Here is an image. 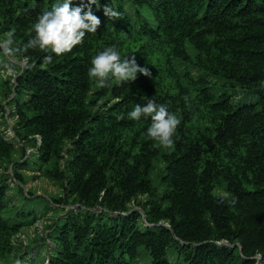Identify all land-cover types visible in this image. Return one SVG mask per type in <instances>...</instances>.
Returning <instances> with one entry per match:
<instances>
[{"label":"trees","instance_id":"obj_1","mask_svg":"<svg viewBox=\"0 0 264 264\" xmlns=\"http://www.w3.org/2000/svg\"><path fill=\"white\" fill-rule=\"evenodd\" d=\"M56 2L0 0V39L11 30L16 45L26 43ZM98 5L97 31L71 52L29 49L16 76L0 78V264H133L140 246L151 264H254L264 253V0ZM110 5L119 18L105 17ZM106 47L134 55L151 76L97 87L87 73ZM209 77L257 98L214 99ZM148 99L180 119L170 148L147 137L150 118L128 116ZM8 121L13 137L1 129ZM25 168L59 192L25 193ZM26 201L53 215L41 242L20 241L38 221Z\"/></svg>","mask_w":264,"mask_h":264},{"label":"clouds","instance_id":"obj_2","mask_svg":"<svg viewBox=\"0 0 264 264\" xmlns=\"http://www.w3.org/2000/svg\"><path fill=\"white\" fill-rule=\"evenodd\" d=\"M92 5L99 7L98 0H87L86 4L81 3L75 7L72 6V0H57L50 10L42 12L37 18L33 25L34 36L21 45H16L13 31L4 34L0 39V52L9 61L2 65L4 77L16 76V65L20 62L26 63L28 57L24 54L29 49H39L41 52L60 56L81 44L86 33H95L101 21L93 14ZM103 13L109 20L121 16V13L111 5L105 6ZM44 59L45 62H51L52 57L47 55ZM90 63L87 75L99 88L109 87L112 82L120 85L135 81L138 73L146 77L151 76L147 67L137 64L134 55L122 57L115 47H106L96 54ZM128 116L134 121H139L141 117L150 118L147 137L158 142L163 148H170L173 145V136L180 119L176 114L170 113L165 105H158L152 99H148L144 105L136 104ZM119 118L123 119V115ZM229 196L230 194L223 193L221 201L228 199ZM228 202L235 204L236 201L232 197Z\"/></svg>","mask_w":264,"mask_h":264},{"label":"rangeland","instance_id":"obj_3","mask_svg":"<svg viewBox=\"0 0 264 264\" xmlns=\"http://www.w3.org/2000/svg\"><path fill=\"white\" fill-rule=\"evenodd\" d=\"M189 51L190 53H192L191 50ZM0 78L2 79L5 78L3 71H2V66H0ZM208 80H209V85H210L209 92L214 97V99H217L218 97L227 96L232 100L233 103L240 105L243 103L254 102L257 98L258 94H246L242 92L239 88L232 87L229 81H226L223 79L211 78V77H209ZM12 82H14V79L12 80ZM1 103L3 106L5 105V102H1ZM7 114L8 113H6L5 116H7ZM7 124H8V128L2 127L1 129H4L5 136L13 137L12 130H11L12 122L8 121ZM0 127H1V124H0ZM28 154H29V151L26 152V155ZM8 172L10 171L8 170ZM22 172L27 180V184L24 187L25 193L28 189H30L31 191L37 192V194H40L41 196L59 192L58 186L54 184L51 180L46 178L45 176L40 175L39 170L34 169V168H30V169L25 168ZM14 184H16L15 180L12 179L11 182L9 183V186H13ZM154 184H157V180L154 181ZM10 192H11L12 199L14 201H17L19 199V196H17V194H19L17 189L15 190L13 189ZM30 202L31 201H26L22 203H24L23 206L25 207L27 211H33V210L36 211V217H38V221L35 222L33 225L27 226L26 228L22 230L23 235H21L20 241L26 242L27 240H33L35 242H41L37 238L41 236V233H43L44 226H45L44 224L46 221H48L47 218L51 219L53 215L50 211H49V214L47 215L43 213L44 207H45L43 203L38 202L39 206L37 207V206H33ZM57 216L59 217L61 216V214L59 213L57 214ZM38 246H35L31 249V253H30L31 257H33L32 255L33 251ZM38 250L43 252V249L41 248H39ZM137 252L138 254L135 260L133 261V264H151V256L144 246H140L137 249ZM43 254L44 252L42 253V255ZM26 258H28V255L26 256ZM170 261L174 262V259L172 258L170 259Z\"/></svg>","mask_w":264,"mask_h":264},{"label":"water","instance_id":"obj_4","mask_svg":"<svg viewBox=\"0 0 264 264\" xmlns=\"http://www.w3.org/2000/svg\"><path fill=\"white\" fill-rule=\"evenodd\" d=\"M12 135H13V133H12ZM114 215H116V214H114ZM143 219H144V215H143ZM146 225L149 226V227H153V225H148V224H146ZM157 225H163V226L168 227L167 225L161 224V223H158ZM224 244H227V243L224 242ZM239 251H240V247H239ZM253 259L255 260L254 264H262L264 262V253L261 254V255L254 256Z\"/></svg>","mask_w":264,"mask_h":264}]
</instances>
